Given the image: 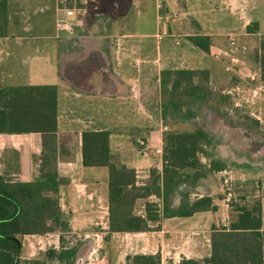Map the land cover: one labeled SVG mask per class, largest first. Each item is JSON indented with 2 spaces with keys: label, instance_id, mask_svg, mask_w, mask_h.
Returning <instances> with one entry per match:
<instances>
[{
  "label": "crops",
  "instance_id": "0c3cea01",
  "mask_svg": "<svg viewBox=\"0 0 264 264\" xmlns=\"http://www.w3.org/2000/svg\"><path fill=\"white\" fill-rule=\"evenodd\" d=\"M7 1L11 16L9 15L7 37H0V89L49 86L57 88L59 191L47 192V195L59 201L60 219L68 224V229L65 231L55 227V231L44 235L22 236V261L49 263L50 250L60 252L76 248L78 256L75 264H126L128 255L121 258L113 252L115 247L120 246L114 238L123 235H133L137 240H143L133 245V248L138 250L134 255L161 253L163 264H179L183 258L202 260L211 253V240L208 239L209 244L206 245L202 235H197L204 233L202 231L204 229L200 231V228L205 227L204 221L197 232H192L193 237L189 230L196 227L186 224L200 214L220 210L221 205L219 206L217 198L214 197V192L220 187L218 179L221 180V185L227 193L224 200L220 199L219 202L231 203L227 206L231 207L233 217L227 222L213 221V228H219L220 223L223 227H229L237 222L241 224L244 213L259 211L262 214L264 230V184H261L258 179L249 178L247 174L234 170L239 169L234 168L239 166L235 161L218 159L219 156L211 151L209 158H205L208 160L204 164H209L211 160L216 159L223 161L227 168L224 171L208 173L193 185L196 198L203 196L213 198L214 206L211 211L198 212L191 217L163 218L152 225V227L160 226V230L157 231L111 233L109 169L84 166L83 134L87 131H109L112 154L114 156L119 154L122 163L136 170L137 185H149L151 170L156 168L161 172L163 169L165 137L170 127L168 121L162 117L161 73L163 70L178 68L165 66L163 59L170 57L166 51L161 53L157 48L149 52L145 51L143 38L156 35L87 34L86 31L92 25L90 19L84 32L70 37H58L55 26L56 0ZM167 1L169 8L174 7V9L181 7L192 9L194 6L190 2ZM258 4V0H248L247 5L242 7L241 13L249 17L255 13V19H249L245 25L247 32L244 36L231 33L234 37L224 40L213 33L198 34V36L209 37L211 42L209 53L199 49L189 40V37L197 35L186 34L185 39L181 35H171L178 46L183 43L187 49V54L186 49H181L178 55H187L191 62L197 65L183 69L208 70L212 89L225 94L224 96H228L232 101L233 97L228 94V91L238 84L245 86L247 96L250 86L259 85L260 82L264 85L261 64L257 59L264 40L262 25L264 11ZM40 5L50 6L52 10V35L43 31L42 23L28 24L30 19L26 18V12H29L32 19L36 14L35 7ZM201 9L204 10L205 6H201ZM160 13H162L161 16H166L167 22L170 20V11H167L166 6L158 12ZM180 16L182 17L179 20L185 19L182 20V24L187 26L193 24V18L185 17L183 13ZM200 18L204 20L201 21L202 24L210 25L206 23V19ZM230 19L238 25L241 23L240 18L230 17ZM196 20L199 21V18L196 17ZM249 28H253L252 32H249ZM256 35L260 36L256 46L257 53L254 52L253 44L247 39ZM231 40L236 42V46H230ZM242 47H246V52H243ZM145 57L149 60H145ZM157 64L165 67L158 71L155 67ZM71 68H73V77H71ZM228 68L232 70L228 71ZM251 72L256 73L260 81L249 83L246 76ZM232 83L234 86L227 89ZM232 103L231 107L248 112L254 118L252 119L254 123L261 125L264 130L262 124L264 98L257 100L254 104L241 101V106H237L235 102ZM147 117L152 119V125L145 128L141 124L148 122L143 121V118ZM136 128H145V130L135 134L133 129ZM187 131H190V128ZM227 134L220 131L218 136L221 138ZM139 148L145 152V155H140L142 153ZM43 151V135L39 132L0 133V175L10 183H30L41 180ZM258 176L264 179V169ZM229 192L234 194L235 199L232 201H228ZM149 203H156L160 208L163 205L162 199L152 195L137 201L135 213L145 217L146 206ZM180 203L181 200L175 201L173 206L178 207ZM243 208L246 212L240 210ZM47 223L53 225L54 220L49 218ZM181 223L183 225H180ZM93 234L98 239L90 241L89 238ZM72 235L81 238L82 242L79 246H75L72 240L61 241V237L67 238ZM145 249H151V251L145 252Z\"/></svg>",
  "mask_w": 264,
  "mask_h": 264
},
{
  "label": "trees",
  "instance_id": "16d2710c",
  "mask_svg": "<svg viewBox=\"0 0 264 264\" xmlns=\"http://www.w3.org/2000/svg\"><path fill=\"white\" fill-rule=\"evenodd\" d=\"M8 1L0 0V37L8 34ZM249 28V32H252ZM189 40L209 53L211 42L206 36H191ZM259 63L264 79V40L260 46ZM208 70L167 69L161 73V107L165 121L173 111L210 101L212 97ZM39 132L43 135V177L39 181L10 183L0 175V264H75L76 248L57 252L50 250L49 263L24 262L21 259L22 236L44 235L57 227L68 229L60 219L59 201L47 192L59 191L57 170V88L18 87L0 89V133L21 134ZM109 131H87L83 134V164L85 167L109 169V228L111 233L149 232L160 230L152 225L163 218L191 217L209 212L214 202L211 196L194 200L182 197L178 207L171 202L178 191L182 175L191 172V184H197L208 173L224 171L227 165L213 159L204 164L200 156L209 158L207 149L213 140L201 128L187 132H170L165 137L163 169L151 170L149 185H137V172L115 161L110 148ZM156 196L158 204H147L146 216L135 213L139 199ZM240 208V207H239ZM245 211L246 209H240ZM54 224L48 225V219ZM243 222L229 227L213 228L210 256L202 260L183 258L179 264H264V230L259 211L244 213ZM56 227V228H55ZM63 241V237H61ZM54 262V263H53ZM126 264H163L161 253L128 255Z\"/></svg>",
  "mask_w": 264,
  "mask_h": 264
},
{
  "label": "rangeland",
  "instance_id": "374dc122",
  "mask_svg": "<svg viewBox=\"0 0 264 264\" xmlns=\"http://www.w3.org/2000/svg\"><path fill=\"white\" fill-rule=\"evenodd\" d=\"M160 1H162V3L166 6L167 11H170L169 14L171 16L168 22L166 21V18L160 19L162 13L158 14V0H95L93 6L91 7L92 25L90 29L86 31V33L104 35H156L145 36L143 38V46H146L145 51L149 52L154 48H157V50L161 51V53H165L166 51V53L170 54V57L163 59L165 61V66L167 65L171 68L176 67L178 69H183L197 65L191 62L187 55H178L181 49L186 48L184 47L183 43L181 46H178L174 40L175 38L171 35H181V37L185 39L184 35L186 34L198 35L213 33L221 36L225 40L227 38L230 39L231 37H234V35L231 33L244 36V33L247 32V26H245L247 21L249 19H255V13L251 17L241 13L242 7L247 5L248 0H179V3L190 2L192 5H194L192 9H186L184 7L186 9V13H188V16L185 14V9L183 7L180 9H174V7L169 8L167 0ZM203 1L205 2L204 5ZM258 1L259 7H261V10L264 11V0ZM176 2L178 3V0H176ZM201 6H205V9H201ZM35 8L36 9L34 12L36 14L32 19L29 16L30 14H28L29 12H26V18L30 19L28 24L42 23L44 26L43 31L52 35L53 16L51 14L52 10L50 6L48 7L47 5H40L39 7L37 6ZM26 10L29 11L28 9ZM182 13L185 15V17L193 18V24H189L188 26L182 24V20H185L184 18L179 20V18L182 17L180 16ZM9 15L10 14L8 10V19L10 20ZM13 15L15 14L13 13ZM196 17L197 19L199 18V21L196 20ZM200 17L206 19V23H209L210 25L208 26L206 24H202L201 21L204 20H202ZM230 17L240 18L239 21L241 23L238 25L236 22H233ZM262 25L264 30V21H262ZM253 28L255 29V26H253ZM247 39L248 42L253 44L255 47L254 52L257 53L258 48H256V46L260 36L256 35ZM106 43L109 44V42ZM129 44L132 46L131 42H129ZM127 49H130V47H127ZM185 52L187 54V49ZM259 56L257 58L258 60ZM146 58L148 57H145V60H149ZM165 66H160L157 64L155 67L158 69V71H160ZM153 75L154 73L152 71V77ZM71 77H73V68H71ZM233 84L234 83L230 84L227 89H230L232 86H234ZM212 93L213 95L210 101H202L201 103L195 104L190 108L182 109L181 111H172L168 115L167 121L170 127L166 132V135L171 131L187 132L189 128L190 131H193L196 128H201L205 132L209 133L211 138L214 140L212 147L207 149L209 154L212 151V153L219 156L218 159H223L228 162L235 161L239 166L234 168L239 169L234 170H238L239 173L247 174L249 178L258 179L261 184H264V179L259 178L258 176L261 170L264 169V130L262 129L261 125H256L254 123L252 120L254 118H252L248 112L231 107L233 104L232 102H234L231 98L224 96L225 94L216 92L215 89H212ZM142 115L145 117L144 113H142ZM143 119V121H148L141 124L143 127L147 128L146 126L152 125L151 118L149 119V117H147ZM145 128H136L133 129V132L138 134L139 131H143ZM220 131L228 134L220 138L218 136ZM140 151L142 153L140 154L141 156L145 155V152L142 151V149H140ZM120 157L121 156L119 154L115 155V161L117 163L121 162ZM200 158L203 163L208 160L205 159V156H200ZM189 174L191 175V172L188 170L183 173L179 183L178 191L171 201L173 204L175 201L179 202L182 197L186 198L188 195H190V198L188 196L189 199H196V196L194 195L195 190L191 184V177ZM218 183H220V187L219 190L214 192V197L217 198L219 206L221 205L219 207L220 210L217 212L200 214L196 219L186 224L187 226L196 227L192 230H189V232H191L190 235H192L191 237H193L194 234L192 232H197L198 227H201V223L204 221L205 227L200 228V231L204 229L202 230L204 233L197 235H202L206 245L209 244L207 240H211L210 233L213 229V221L220 220L221 222V220H223L227 222L233 217L231 207L227 206V204L230 205L231 203H224L223 201L219 202L220 199L224 200V197H226L227 193L225 192L226 189L224 186L221 185L222 183L220 179H218ZM139 210L140 209L138 208V211ZM180 225L183 224L181 223ZM221 227H223L222 223L219 225V228ZM146 237L148 238V236ZM63 239L67 242L72 240L75 246H79L82 242L81 238L77 235H72ZM95 239H98V237L94 234L89 238L90 241H94ZM114 239V241L119 243L120 246L115 247L113 252H115V254L117 253L121 258L125 257L126 255H134V253L138 250L134 249L133 245L137 241H143L141 239L137 240L136 236L133 235L116 236ZM144 251L150 252L151 249H145Z\"/></svg>",
  "mask_w": 264,
  "mask_h": 264
},
{
  "label": "built area",
  "instance_id": "2783aa9c",
  "mask_svg": "<svg viewBox=\"0 0 264 264\" xmlns=\"http://www.w3.org/2000/svg\"><path fill=\"white\" fill-rule=\"evenodd\" d=\"M95 0H56V14H55V26L56 34L58 37H70L79 32H84L91 19V7ZM157 8L162 11L165 5L162 1L158 0ZM166 16H161L160 19H164ZM230 46H236L234 40L230 41ZM243 52H246V47H242ZM221 56V54H217ZM231 71L232 68H228ZM249 83H254L259 80L256 73L251 72L246 76ZM249 95L246 94V88L242 84H238L236 87L228 91V94L233 97V101L237 106H241V101L246 104H254L257 100L264 98V85L260 82L259 85L249 87ZM264 126V122H262ZM144 144V143H142ZM235 199L232 192L228 193V201Z\"/></svg>",
  "mask_w": 264,
  "mask_h": 264
}]
</instances>
